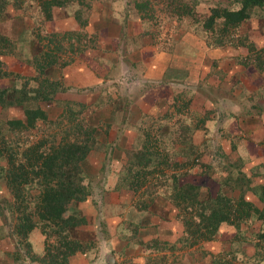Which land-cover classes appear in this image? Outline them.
Instances as JSON below:
<instances>
[{
    "label": "crops",
    "instance_id": "0c3cea01",
    "mask_svg": "<svg viewBox=\"0 0 264 264\" xmlns=\"http://www.w3.org/2000/svg\"><path fill=\"white\" fill-rule=\"evenodd\" d=\"M127 1L63 0L59 16L52 7V21L88 33L95 32L94 27L98 26L94 37L97 34L101 40L95 45L94 55L85 45L72 61L52 66L46 74L58 78L62 93L90 105L91 125L95 93L101 95L100 107L107 117L114 122L121 118L115 130L108 128L102 132L103 137L98 138L86 156L83 169L89 195L82 209L85 222L77 227L75 235L82 240L91 239L92 243L84 251L70 255L69 264H109V257L111 264H146L147 255L159 253L165 254L164 264L189 260L185 252L181 259L176 254V250L185 247H180L177 240L181 226L169 199L158 192L145 208L137 209L133 192L118 185L119 173L124 172L122 152L131 147L140 119H162L164 112H175L182 99H188L182 108L188 117H203L204 128L199 129L196 145L216 151L215 157L229 165L232 177L238 176L249 185L244 197L257 199L258 195L250 196L249 190L256 188L258 192L264 184V174L259 175L261 169L264 171V67L258 68L251 58L245 57L244 46L214 43L199 21L165 12L156 13L155 19L142 18L127 6ZM8 4L16 5L13 0ZM15 7L2 15V31L27 32L28 23L39 19L38 0H21ZM80 7L83 26L74 15ZM241 27L256 48L264 45V8L252 7ZM118 61L126 62V71L118 70ZM15 68L25 77L34 72L32 66L22 62ZM129 73L139 80L138 86L130 90ZM134 116L137 120H133ZM212 126L215 132L210 133ZM222 151L226 156L218 154ZM207 174L188 168L178 178L200 184L202 198L207 192L213 195L218 191L228 196L241 192L243 184H234L232 180L229 185H219ZM252 201L257 206L262 203L254 198ZM255 230L253 217L238 225L221 223L210 239L197 243L201 255L190 264H262L264 253L252 235ZM248 236L253 242L250 251L244 249L242 241ZM154 240L163 248L152 247ZM169 245L174 248L168 249ZM12 250L0 247V264H21V260L40 264L21 256L15 261ZM32 251L41 254L42 242L38 247L32 246Z\"/></svg>",
    "mask_w": 264,
    "mask_h": 264
},
{
    "label": "trees",
    "instance_id": "16d2710c",
    "mask_svg": "<svg viewBox=\"0 0 264 264\" xmlns=\"http://www.w3.org/2000/svg\"><path fill=\"white\" fill-rule=\"evenodd\" d=\"M62 1L38 0L40 16L35 20L41 22L45 30L48 29L47 21L54 27L51 19L52 7L59 8ZM158 1H160V11L177 18L187 16L192 20L199 21L202 29L209 32L214 43L244 46L247 50L245 57L251 58L258 68L264 67V45L256 48L241 27L243 22L249 18L252 7L264 8V0H227L228 4L220 2L221 0H214L213 3L207 5V11L202 14L194 9L195 4L199 3L198 0ZM4 2L5 0H0V8L3 7ZM20 2L21 0H16L15 6H19ZM152 3V0H128L127 6L138 12L140 17L151 20L158 18L152 10ZM230 4L233 5L230 6ZM81 8L76 10L74 15L78 18V24L83 26L85 23L79 19L81 18ZM150 23L153 26L155 21ZM52 29L50 28L43 35L37 32L33 34L30 29L17 34L13 31H2L0 25V40L3 42L15 40L17 48H21L22 39L28 37L32 38V44L36 46V49L30 47L31 50L33 49L32 67L34 72L26 76L27 79H31L35 83L28 87L24 86L25 83L19 87H0V107L10 105L17 107L21 111V117H7L1 120L0 124H3L4 128L9 130L8 132L14 133L37 126L36 122L39 120H48V118L54 117L57 119L59 133L57 140L48 143L49 145L30 143L25 145L20 153L12 150V147L10 149L4 145L3 138L0 137V156L6 152L7 159L3 178L10 196V199L4 196L0 199L4 202L9 200L8 207L4 206V208L15 218L11 232L16 234L19 241L23 238L28 244L26 235L35 226L39 227L40 233L43 235L42 253L38 255L32 251L33 253L30 252L29 256L25 257L37 260L40 264H69L70 255L84 251L92 243L91 239L82 240L75 235L77 227L85 222L82 213L84 206L79 203L89 195L88 180L85 179L82 163L86 161L91 146L98 140L96 134L106 130L91 124L86 125L85 116L78 114L80 111L76 107L86 110V107L90 106L89 104L75 99L72 95L65 94L66 98L56 97V91L62 92V88L58 78L54 79L46 74L47 69L52 66L64 65L72 61L73 57L67 59H62V56L58 57V53L55 51L61 49V43L55 47H49L48 44L43 43V39L51 42L58 35ZM98 29V26L94 27L96 33ZM69 31L72 29L64 30L63 35ZM79 32L73 33L75 38L80 36ZM95 32L92 31L93 36ZM92 35L90 37L93 39ZM34 36L41 42V45L37 44ZM58 40L60 42V39ZM6 43L3 46H6ZM71 43L70 40L69 44ZM82 44L78 50L85 46L84 43ZM10 48L16 54L22 52L16 51L14 46ZM62 94L64 95V93ZM94 97L93 110L105 111L103 107H100L101 95L95 93ZM182 100L177 104L178 107H175V112H164L162 119L148 118L156 122L155 127L154 123L151 124L150 121L137 125L131 147L122 152L124 173L120 174L118 185L126 186L133 192L134 205L137 209L145 208L154 200L158 192H161V195L169 199L176 209L175 216L181 226L180 235L177 238L182 244L180 247H190L210 239L223 222L238 225L247 217H251L252 214L263 219L264 184L260 185L258 192L255 191L256 188L249 190V193H255L254 196L258 195L257 200L262 202L260 207L255 205L251 199L244 197V191L249 189V185L242 182L237 174H235L237 177H232L230 169L223 170V162L215 158L212 163L207 160V163L202 165L204 161L200 156L201 153H210L211 159L217 152L207 151L196 145V140L192 138V135L195 131L197 133L200 128H204L202 127L203 117L194 119L188 117L187 112L182 111V108L188 104V99ZM60 103L59 112L55 115L52 106L58 108ZM72 104L75 105L71 106ZM19 110L16 111L19 112ZM194 120L198 124H191V122H195ZM105 124L108 125V120ZM5 139L7 140V138ZM17 154L22 155L23 160L17 158ZM218 154L226 156L224 151ZM166 167L171 170L167 172ZM178 168L183 170L180 174L176 171ZM188 168L198 170L199 173H208L207 176H211L219 185H229L232 180L234 184H243L240 187L241 192L236 196L231 195V197L218 191L213 195L207 192L205 198H202L200 184L180 181L178 178L179 175L186 173ZM28 183L37 186L36 191L32 194L35 199L32 204L29 201L31 193L27 187ZM258 235L264 236V230L260 231ZM4 237L3 234L0 235V238ZM150 245L154 248H159V246L163 248V245L156 240ZM173 248V245L168 246L170 250ZM262 253H264V247ZM11 255L15 261L19 260L20 256L15 250L11 251ZM165 261L164 253L145 257L146 264H164Z\"/></svg>",
    "mask_w": 264,
    "mask_h": 264
},
{
    "label": "rangeland",
    "instance_id": "374dc122",
    "mask_svg": "<svg viewBox=\"0 0 264 264\" xmlns=\"http://www.w3.org/2000/svg\"><path fill=\"white\" fill-rule=\"evenodd\" d=\"M9 0H5L3 7L0 8V19L2 18V15L4 14V12L10 10L12 11L13 8H15V6L9 5L8 4ZM16 1V0H13ZM151 1V0H150ZM152 10L155 13H163L164 11H160L159 10V6H160V1L158 0H152ZM214 0H200L199 3L197 2L194 6V9L196 11H198L199 13H205L207 11V3H213ZM220 2L223 3H229L227 0H221ZM233 4H230V6H232ZM53 11L56 12V16H59V10L58 7L54 6L53 7ZM166 13V12H165ZM23 21L24 18H23ZM54 23V27H52V25L50 24L49 21H47L46 25L48 26V29L45 30L44 25L41 24V22L39 21H31L29 24V29L32 30V33L35 34L36 32L39 33L40 35H43L46 33L47 30H49L50 28H53L52 31H55L58 33V35L53 38V40L47 41L46 39H43V43L48 44L49 47L51 46H56L58 43H61L60 46L61 49H59L58 51H55L56 53H58V57H63L62 59H67L70 57H74L76 56V52H78L81 48V46L83 45L82 43H84L86 46L90 47L89 51L90 54L92 53V55H94L96 53V47L95 45L99 43V41L101 40L100 37L96 36L93 37V39L90 37V35L92 33H88V32H84L82 28L80 29H72V31H69L67 33H64V30H69L67 28H64L63 25H61L62 23L60 22H56L53 20ZM151 24V23H150ZM80 31L79 33L80 36L78 38H75V35H73L74 32ZM88 38H91L90 40ZM34 39L36 40L38 45H41L37 38L34 36ZM60 39V42L59 40ZM32 38H26V39H22L23 44L21 46V48H17L16 46V42L15 40H10L9 42H3L2 40H0V87H7L10 88L11 86H15V87H19L21 85H23V83H25V87H28L29 85H32V83H35L33 80L31 79H27L25 77V75L20 74L19 72H16L14 70H16L15 65H21L24 64V66H33L32 65V60H33V49L31 50L30 47L36 49V46H33L32 44ZM70 40L72 41L71 44H69ZM7 44L6 46H3L4 44ZM19 44V42L17 43V45ZM82 44V45H80ZM78 45H80L79 47H77ZM14 46L16 51H22L19 54H16L14 51H11L12 47ZM10 50V51H8ZM18 56V57H17ZM128 64V63H127ZM122 65V66H121ZM117 68L118 70L122 69V71H126L125 69L127 68L126 62L122 63V61H118L117 63ZM120 68V69H119ZM121 71V70H120ZM130 74V73H129ZM131 76L128 79V83L129 86H127V89H132L135 88L136 86H138L139 80L138 78H136L135 74H130ZM51 78L57 79L55 76H50ZM56 97L59 98H66L65 94L63 95L62 92L56 91ZM183 101V100H182ZM117 105H120V102H116ZM75 104H72L71 106H74ZM61 106V103L59 104L58 108L52 106V111L55 113V115L59 112V108ZM86 107V106H85ZM90 107V106H89ZM89 107H86V110L82 107H76L77 110L80 111V113H78L81 116H85V124L86 125H90V123H88L87 121L89 120L88 117V113H89ZM93 104H92V125L96 126V127H100V129H105L108 130V128H113L115 130V126L117 124L120 123L121 118H117L118 122H114V119H112L110 116L107 117L106 116V112L103 110H93ZM206 109V107L204 108ZM17 107H14L12 105L7 106V107H0V121L3 120L4 118L7 117H15V118H19L21 117V111L19 110ZM134 111V115H136V111ZM132 111V112H133ZM131 112V111H130ZM119 115V114H118ZM106 120H108V125H106ZM133 120H137L136 116H134ZM172 121L174 119H171ZM147 121H150L151 124L154 123V127L156 125V122L151 121L148 118H141L140 119V125L146 123ZM195 121V120H194ZM94 123V124H93ZM198 122H191V124H194ZM0 137L3 138L2 143L6 146H8L10 149L17 151L20 153V151H22L25 147V145L28 144H38L42 146H47L50 143H52V141H56L59 133H58V126H57V119L54 117L48 118V120H39L36 122L35 127H31L29 129H24V130H20L18 132H8L9 130H6L3 126V124H0ZM150 128V126H149ZM183 128V126H182ZM186 129V128H184ZM210 133L215 132V127L212 126L210 129ZM98 138L99 137H103V133L99 132L98 134ZM113 135V133H112ZM111 135V136H112ZM216 136V134H214ZM7 138V140L5 138ZM192 138H194L195 140H197L199 138V130L193 133ZM49 143V144H48ZM41 146V147H42ZM12 147V148H11ZM196 153V151L194 152V154ZM199 153V152H198ZM200 154V153H199ZM217 153H215L216 155ZM171 156H173L174 158L177 159L176 156H174L173 154H171ZM200 156L202 157V160L204 162H202V165H204L205 163H207V160L209 163H212L213 160H215V156H212L210 159V153L208 154L207 152H203V154L201 153ZM17 158H20L21 160H23V156L20 154H17L16 156ZM28 157V156H27ZM193 157V156H192ZM223 161V160H222ZM7 164V159H6V152H3L2 155L0 156V197L4 196L8 199H10V196L8 195V189H7V185L5 183V179L3 178L4 174H5V167ZM85 162L82 163V166H85ZM209 165V164H208ZM228 164L226 163H222V169L223 170H227L230 169L228 168ZM124 170V168H123ZM167 172H169L171 170V168L166 167ZM176 171L179 172V174L183 171L181 169H176ZM230 172V171H229ZM124 173V172H123ZM260 177H262V175L264 174V171L261 169V171L259 172ZM119 174H122L121 172ZM225 175V174H222ZM231 176V174H229ZM209 179L215 181L211 176L209 177ZM31 183V182H30ZM208 184L211 185V182H208ZM259 184V183H257ZM226 185V184H225ZM28 190L31 193L30 196V204H32V201H34V197L32 196V194H34V192L36 191V184H29L28 183ZM26 188V187H25ZM250 196L255 195V193H250ZM142 196H144V194H142ZM145 197V196H144ZM231 197V196H229ZM27 198V197H26ZM253 198L255 200L256 197H252L251 200H253ZM2 200L0 199V235L3 234V236H5L4 238H0V247L3 248H9L12 247L13 250H15L19 256H21L22 258H24L25 256H29L28 253L32 252V246L33 247H38V245L41 244L42 240V235L40 233L39 227L35 226L32 229L29 230V232L26 235V241H28L26 244V242L23 240L19 241V239L17 238L16 234L12 233V228L14 226V216L11 215L9 213V211L7 209L4 208V206L8 207L9 204V200ZM25 201V200H23ZM79 204L81 205H85V202L82 200ZM21 205V204H19ZM260 205L262 206V203H260ZM14 206V204H13ZM260 206V207H261ZM262 214H264V211H262ZM250 217V216H249ZM251 217H253V220L255 222L256 225V230L254 231L253 237L256 238V242L258 244H260L262 246V249L264 247V236H260L258 235V233H260V231L264 230V218H259L258 216H255V214H252ZM248 218V217H247ZM227 223V222H225ZM3 231V232H2ZM242 241H245L244 244V249L247 251H250L251 249V243H253L250 239V236H248V238L242 239ZM19 242V243H17ZM180 243V242H179ZM23 246H21V245ZM181 244V243H180ZM182 245V244H181ZM195 245H192L190 247H185L183 249H179L176 250V254L179 255V258L181 259V254L183 252H185L188 256L187 258H189V260L186 262L184 261V263L186 264H190L193 260L196 261V259L201 255L200 250L197 248ZM33 253V252H32ZM27 254V255H24ZM119 259V256H118ZM192 260V261H191ZM21 264H30L29 260H27L26 262L22 261L20 262ZM183 263V264H184ZM176 264V263H175ZM179 264V263H178ZM205 264H212L210 262H207ZM244 264V263H243Z\"/></svg>",
    "mask_w": 264,
    "mask_h": 264
},
{
    "label": "water",
    "instance_id": "95a60500",
    "mask_svg": "<svg viewBox=\"0 0 264 264\" xmlns=\"http://www.w3.org/2000/svg\"><path fill=\"white\" fill-rule=\"evenodd\" d=\"M109 264H111V257L108 258Z\"/></svg>",
    "mask_w": 264,
    "mask_h": 264
}]
</instances>
